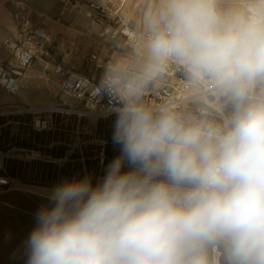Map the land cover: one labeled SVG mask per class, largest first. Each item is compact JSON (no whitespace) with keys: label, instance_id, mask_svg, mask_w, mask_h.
Wrapping results in <instances>:
<instances>
[{"label":"clouds","instance_id":"clouds-1","mask_svg":"<svg viewBox=\"0 0 264 264\" xmlns=\"http://www.w3.org/2000/svg\"><path fill=\"white\" fill-rule=\"evenodd\" d=\"M122 33L119 155L50 191L25 264H264V0H139Z\"/></svg>","mask_w":264,"mask_h":264},{"label":"rangeland","instance_id":"rangeland-1","mask_svg":"<svg viewBox=\"0 0 264 264\" xmlns=\"http://www.w3.org/2000/svg\"><path fill=\"white\" fill-rule=\"evenodd\" d=\"M76 1L77 6L69 10L57 0H0V59L7 56L2 41L16 30L21 2L27 4L35 21L46 27L50 34L48 43L51 44L50 55L35 60L26 70L42 69L44 81L37 82L39 86L32 83V91L28 92L23 84L16 95L0 88V176L7 175L10 179L9 184L0 186V264H25L23 248L36 226L35 214L49 204L47 197L54 187L65 180L86 176L95 185L105 175L113 158L119 155L118 145L97 134L99 118L95 115L79 117L55 111L52 128L42 131L37 128L36 115L25 112L29 106L57 105L70 97L58 91L53 72L54 59L63 60L79 72L97 76L101 61L96 65L90 60L91 54L97 53L101 58L112 56L123 40V23L135 19L139 6V0H127L124 4L118 0ZM91 1L112 6L116 13L97 17L89 6ZM5 95L14 96V102L6 101ZM71 101L72 106L60 108L81 107L73 98ZM35 132L42 133L44 147L61 146L64 156L54 157L24 146L23 143L35 144ZM36 160L54 165L46 167L35 163ZM124 170H127L126 162Z\"/></svg>","mask_w":264,"mask_h":264},{"label":"built area","instance_id":"built-area-1","mask_svg":"<svg viewBox=\"0 0 264 264\" xmlns=\"http://www.w3.org/2000/svg\"><path fill=\"white\" fill-rule=\"evenodd\" d=\"M74 1L57 0L63 7H68ZM126 1L118 0L120 4H124ZM89 6L97 17L106 16V13L111 15L116 13L112 6L100 2L91 1ZM16 20L15 32L7 35L2 41L7 56L5 59H0V88L11 95H16L21 90L24 73L30 64L35 60L48 57L51 52V44L48 43L50 36L48 30L35 21L32 12L24 2L19 4ZM125 25L126 23H123L121 33ZM110 58L109 55L101 58L97 53L91 54L90 60L96 65L101 61L97 66L99 73L95 77L86 74V71H77L73 66H68L63 60L54 59L53 72L58 91L73 98L81 104V107H69L68 110H62L60 107H45L38 112H34L32 108L28 107L25 112L36 115L34 118L37 128L39 130L52 128L53 113L55 111L67 114L73 113L79 117L95 115L98 118H106L115 115L112 106L117 102L107 94H101L97 91L104 65ZM9 180L7 175L0 176V186L9 184Z\"/></svg>","mask_w":264,"mask_h":264},{"label":"trees","instance_id":"trees-1","mask_svg":"<svg viewBox=\"0 0 264 264\" xmlns=\"http://www.w3.org/2000/svg\"><path fill=\"white\" fill-rule=\"evenodd\" d=\"M116 120V114L111 115L106 118H99L98 124H97V134L99 135H104L109 142L113 141V132H114V124H111L112 122H115ZM42 131H47V130H42ZM42 133L41 132H35L34 133V139H35V144L34 143H23L24 146H28L30 148H34L36 150H40L46 154H50L54 157H63L64 152L63 150H60L61 146H55L53 148H46L43 145L42 142ZM112 153V152H110ZM71 158H74L75 156H70ZM35 163L38 164H43L46 167H52L54 164L52 162H41L40 160L34 161ZM62 171H66V169L62 168ZM64 173V172H63Z\"/></svg>","mask_w":264,"mask_h":264},{"label":"bare ground","instance_id":"bare-ground-1","mask_svg":"<svg viewBox=\"0 0 264 264\" xmlns=\"http://www.w3.org/2000/svg\"><path fill=\"white\" fill-rule=\"evenodd\" d=\"M76 0L72 3V4H70L68 7H63V8H65V9H72V7H76L77 5H76ZM77 9H78V7H77ZM4 15V14H3ZM4 17H5V15H4ZM46 63H50L49 61H46ZM46 68H48V66L46 67ZM48 80L50 79L49 77L47 78ZM44 80H43V76H42V74H41V81L40 82H43ZM39 82V83H40ZM25 85L26 86V88H27V90H28V92H30V91H32V90H30L31 89V86L28 84V83H26L25 82V79H24V77H23V81H22V85ZM37 85H38V83H37ZM39 86V85H38ZM33 91H35V90H33ZM38 92V91H37ZM32 93H34V92H32ZM28 94V93H27ZM38 94V93H37ZM24 95V94H23ZM36 95V94H35ZM37 97H39V96H37ZM68 97V96H67ZM69 98V99H68ZM68 98H64V100L65 101H62V103H58L57 105H49V106H45V107H49V108H54V107H60V106H72V101H71V98L70 97H68ZM22 99H24V96L22 97ZM14 100H15V97L14 96H9V102H14ZM70 100V101H69ZM45 107H35V106H29V108H32L33 110H34V112H38L40 109H42V108H45Z\"/></svg>","mask_w":264,"mask_h":264},{"label":"crops","instance_id":"crops-1","mask_svg":"<svg viewBox=\"0 0 264 264\" xmlns=\"http://www.w3.org/2000/svg\"><path fill=\"white\" fill-rule=\"evenodd\" d=\"M37 1H40V0H37ZM46 69L47 68H45L44 70H46ZM41 70L42 69L40 67H37V68H34L33 70L26 71L24 73L25 82L28 83L30 86L32 85V83L34 84V83L40 82L41 81V74H42ZM9 96H11V95H5L4 96L5 100L8 102H9Z\"/></svg>","mask_w":264,"mask_h":264}]
</instances>
